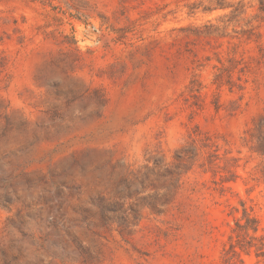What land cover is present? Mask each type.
<instances>
[{"label": "rangeland", "instance_id": "obj_1", "mask_svg": "<svg viewBox=\"0 0 264 264\" xmlns=\"http://www.w3.org/2000/svg\"><path fill=\"white\" fill-rule=\"evenodd\" d=\"M208 1L0 0V264H264L262 0Z\"/></svg>", "mask_w": 264, "mask_h": 264}, {"label": "trees", "instance_id": "obj_2", "mask_svg": "<svg viewBox=\"0 0 264 264\" xmlns=\"http://www.w3.org/2000/svg\"><path fill=\"white\" fill-rule=\"evenodd\" d=\"M231 4H228L225 0H209L208 4L205 5L203 7V10H207V11H211L214 9H225L228 7H231ZM238 8H234V11H237ZM258 10L264 13V1L262 0L260 2V6L258 7ZM228 77L231 78V74L227 73ZM228 83H230V80H228ZM255 129L257 131V137H258V145L256 150L258 152H260L261 154H264V117L262 118L261 122L259 124H257L255 126ZM190 146L192 147H196V139H191L188 143ZM199 145L201 148L203 149H207L209 154H208V162L212 163L214 161V159L212 158V156H214V154L212 153L213 149V144L212 142H210L209 138H201L199 139ZM184 147H181L180 149H177L173 155V161L170 162V169L167 168L166 172L168 175H170L171 177H174L176 174H179L178 172H175L176 169H178L177 171H179L180 169H182L184 167V165L187 163V161L192 157H196L198 152H195L192 155H188L186 154V152L184 154H181L180 151L183 150ZM188 153V152H187ZM189 168H185V171L188 170ZM157 194V193H155ZM244 213V217H245V223H241L239 220H236L235 224H236V237H238L236 244L242 246L244 244H241V238H243V241L245 243H248V240L246 239L248 236L249 238H252V236H250L248 234L249 230H251L252 232H256L258 229V225H257V221L254 217L250 216L245 208L243 210ZM254 238V237H253ZM232 254H236L235 250H231ZM230 257V256H229ZM240 262L243 264V261L241 259H239Z\"/></svg>", "mask_w": 264, "mask_h": 264}]
</instances>
